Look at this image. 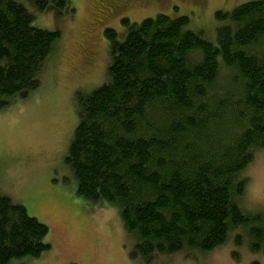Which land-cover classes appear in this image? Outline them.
<instances>
[{
    "label": "trees",
    "instance_id": "trees-1",
    "mask_svg": "<svg viewBox=\"0 0 264 264\" xmlns=\"http://www.w3.org/2000/svg\"><path fill=\"white\" fill-rule=\"evenodd\" d=\"M70 9L66 0H0V109L40 87L60 44L59 30L32 25L34 13ZM214 21L212 37L163 13L105 26V82L75 95L64 163L77 194L118 206L146 261L205 256L230 241L264 255V212L242 205L243 174L264 150V0L218 10ZM48 233L0 194V264L41 259Z\"/></svg>",
    "mask_w": 264,
    "mask_h": 264
},
{
    "label": "rangeland",
    "instance_id": "rangeland-1",
    "mask_svg": "<svg viewBox=\"0 0 264 264\" xmlns=\"http://www.w3.org/2000/svg\"><path fill=\"white\" fill-rule=\"evenodd\" d=\"M111 1V0H108ZM127 1V0H119ZM250 0H146L117 8L90 31L81 24L94 0H66L69 12H36L32 25L57 29L60 44L44 66L40 87L25 99L10 100L0 109V194L22 205L30 217L48 227L51 250L30 264H264V255L252 253L243 241L209 255L140 257L133 240L125 235L119 208L109 203H88L77 194V183L64 163L76 126L77 93L88 94L105 82L109 58L102 31L115 29L127 17L139 23L158 13L187 16L189 27L212 37L218 10L230 11ZM172 4L175 8L171 9ZM88 22V21H87ZM85 26V28H84ZM94 43L95 62L77 70L85 36ZM211 35V36H210ZM123 36H119V41ZM247 177L243 208L264 212V150L243 174Z\"/></svg>",
    "mask_w": 264,
    "mask_h": 264
},
{
    "label": "flooded vegetation",
    "instance_id": "flooded-vegetation-1",
    "mask_svg": "<svg viewBox=\"0 0 264 264\" xmlns=\"http://www.w3.org/2000/svg\"><path fill=\"white\" fill-rule=\"evenodd\" d=\"M143 1L146 0H127L122 2L119 0H94L91 7L89 8V12L94 18L88 19V15H86L84 18H86L85 20L88 22H85L84 24L87 23L90 27V31L93 32L94 27L96 28L98 24H101L102 21L109 18L117 10V8L131 7L135 3L139 4ZM175 6V4H172L171 9L175 8ZM93 38V35H91V38L87 35L85 36L81 47L82 57L79 61V64L77 65V70L81 71L83 68H88V71L90 72L91 68L93 67L97 55L94 52V43H90L91 40L94 42Z\"/></svg>",
    "mask_w": 264,
    "mask_h": 264
}]
</instances>
